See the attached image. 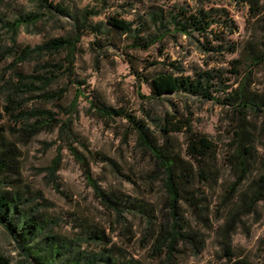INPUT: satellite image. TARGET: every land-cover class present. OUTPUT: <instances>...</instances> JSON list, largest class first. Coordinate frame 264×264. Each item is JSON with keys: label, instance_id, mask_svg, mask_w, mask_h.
<instances>
[{"label": "trees", "instance_id": "1", "mask_svg": "<svg viewBox=\"0 0 264 264\" xmlns=\"http://www.w3.org/2000/svg\"><path fill=\"white\" fill-rule=\"evenodd\" d=\"M244 1L250 3L251 14L257 18L261 34L250 38L240 55L231 61V72L236 76L233 82L223 76V69L199 70L186 75L169 70L144 73L139 70L134 56L130 55L128 59L132 72L140 83L148 85L154 97L186 92L214 100L226 108L225 119L230 127L231 140L224 164L231 170L233 179L227 182L225 188V200H230L223 226L225 235H229L244 215L255 211L258 204L264 201V87L254 86L256 68L264 64L263 4L262 0ZM37 4V10L22 11L13 20L0 12V41H3L1 30L6 29L10 33L11 45L5 50L8 56L13 57L0 74V225L16 241L30 264H145L128 257L120 247L112 244L105 228L87 215L77 217L76 227L79 229L72 236L55 231L54 226L59 219L45 211L43 201L46 199L42 193L31 191L21 182L18 143L24 136L31 138L42 131H54L56 128L67 139L72 136L70 121L58 117L48 103L56 100L57 106L65 109L60 101L65 98L67 88H53V84L61 75L75 73L77 54L82 50L80 42L85 35H95L92 44L96 48L103 45L104 39L112 43L117 34H126L132 38L131 47L147 49L170 34L197 33L207 39V44L201 43L203 48L219 51L224 49L225 44H211L209 35L213 34L222 42L224 36L213 30V26L222 24L234 32L235 22L225 9L223 13H218L222 9L190 11L181 6L176 11L152 10L149 21L135 26L133 20L117 15L94 21L93 18L101 13V9L95 6L74 9L51 0H37ZM53 11L72 20L69 30L34 46L18 43L17 36L22 26L38 28L44 16ZM226 44L229 51H237L235 44ZM33 61L35 65L32 71H26L22 65ZM158 63L162 61H153L150 66ZM169 64L179 68L174 62ZM8 70L11 73L6 77ZM37 98L39 100L35 104H28ZM90 102L101 117L125 118L132 132L137 134L138 145L151 156L153 168L147 174L148 179L160 180L170 209V218L165 224H160L156 237V249L164 255L160 264H187L177 259L180 242L199 244V251L205 239L200 238L199 232L188 223L183 209L185 205L190 207L203 224L207 220L204 183L217 184L222 177L221 168L216 162L214 141L207 133L196 130L190 117L175 122L173 117H169L173 114L166 115L161 121L155 118V126L152 127L134 113L113 107L100 98L91 99ZM74 108L75 104L72 103L68 110ZM5 116H9L14 125L5 126L2 123ZM174 132H184L185 151L179 146ZM75 141L76 137L67 140V147L81 163L89 184L101 202L118 216L124 213L143 214L147 229L155 233L156 211L143 199L133 198L120 189L104 188L93 174L90 158L74 145ZM90 155L112 162L121 171L111 157L98 151H90ZM58 161L59 158L52 165L53 172L58 168ZM92 245L93 248L89 247ZM225 248L228 257L224 264H264V259L255 262L249 258L235 257L229 243ZM8 261L5 255L0 254V264Z\"/></svg>", "mask_w": 264, "mask_h": 264}, {"label": "rangeland", "instance_id": "2", "mask_svg": "<svg viewBox=\"0 0 264 264\" xmlns=\"http://www.w3.org/2000/svg\"><path fill=\"white\" fill-rule=\"evenodd\" d=\"M63 3L71 8L85 6L101 9L94 21L106 20L108 16L133 20L135 26L150 19L152 10L164 9L176 11L183 6L190 11L201 8L225 9L234 20V32L222 24H215L216 32L223 33L224 41L209 35L211 44H225L219 51L207 50L201 43L207 44L206 38L197 33L193 35L174 33L147 49L130 46L132 38L126 34H117L114 42L103 40V45L96 48L94 34L85 35L81 42V52L77 54L76 68L73 75L64 74L53 84V88L66 87L65 98L60 102L65 109L57 106L56 100L48 106L58 113V117L69 120L72 127L70 139L54 131H42L31 138L25 136L18 143L21 156V182L31 191H40L44 198L45 211L59 219L54 230L72 236L79 228L77 217L87 215L99 222L112 239L111 243L120 247L128 257H134L145 264H160L164 257L156 249V237L160 224L169 218L167 195L160 180L148 179V172L153 168V160L137 143V134L132 132L129 122L123 117H101L91 107V99L98 98L116 108H124L147 121L152 127L155 118L173 114V121L190 117L193 127L207 133L215 143L216 162L221 168L222 177L217 184L204 183L206 196L207 220L204 224L190 207L184 206L186 220L205 239L204 246L198 251V245L180 242L179 261L187 264H224L227 261L226 245L229 243L235 257H245L255 262L264 259V201L255 211L244 215L234 230L225 235L230 200H225L227 182L232 177L231 170L224 164V157L231 140L230 127L225 119L226 108L214 100L191 95L186 92L166 94L154 97L151 89L132 72L129 64L130 55L134 56L137 66L144 73L169 70L177 74H193L195 71L219 69L230 82L236 78L232 74L231 61L240 55L246 42L260 35L259 22L250 11V3L244 0H51ZM263 11L264 15V0ZM37 0H0V12L14 19L22 11L37 10ZM218 13L216 15H218ZM71 19L53 11L46 14L38 23V28L22 26L17 36L18 43L34 46L45 39L58 36L71 28ZM1 24V23H0ZM3 41H0V74L13 60L5 48L11 45L10 33L2 29ZM114 43V44H113ZM235 44L236 52H231L227 44ZM47 57V56H46ZM45 57V58H46ZM153 61H162L150 66ZM174 62L178 69L169 63ZM35 61L23 64L26 71H32ZM148 67V68H146ZM6 72V77L11 73ZM255 87H264V64L255 71ZM83 81V82H81ZM2 80H0V85ZM81 89V91H80ZM144 94V96H142ZM0 94V101L1 100ZM39 100L29 101V105ZM39 103V102H37ZM73 110H68L71 104ZM5 126L14 125L5 116ZM178 144L185 151L186 136L184 132H174ZM80 151L90 158L93 174L106 189H120L133 198L143 199L157 214L156 231L147 229L143 214L124 213L118 216L107 208L95 195L93 187L84 173L81 163L67 147V140H73ZM100 152L111 157L120 167L119 171L110 161L99 160L90 155ZM264 151V148L262 149ZM59 158L58 168L53 172L52 165ZM52 173V174H51ZM128 175V177L126 176ZM16 175H11L15 177ZM229 231V230H228ZM93 248L92 246H89ZM0 254L9 261L6 264H30L16 241L0 225Z\"/></svg>", "mask_w": 264, "mask_h": 264}]
</instances>
